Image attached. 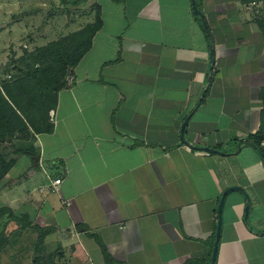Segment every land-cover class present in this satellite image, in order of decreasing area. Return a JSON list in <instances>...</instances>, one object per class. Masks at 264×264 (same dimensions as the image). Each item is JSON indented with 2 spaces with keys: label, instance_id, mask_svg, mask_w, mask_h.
<instances>
[{
  "label": "crops",
  "instance_id": "obj_1",
  "mask_svg": "<svg viewBox=\"0 0 264 264\" xmlns=\"http://www.w3.org/2000/svg\"><path fill=\"white\" fill-rule=\"evenodd\" d=\"M197 1L202 16L192 0H84L69 16L61 0H0V61L99 11L52 130L3 192L60 264H210L218 215L214 264H264V156L247 140L264 124V0Z\"/></svg>",
  "mask_w": 264,
  "mask_h": 264
},
{
  "label": "rangeland",
  "instance_id": "obj_2",
  "mask_svg": "<svg viewBox=\"0 0 264 264\" xmlns=\"http://www.w3.org/2000/svg\"><path fill=\"white\" fill-rule=\"evenodd\" d=\"M31 2L35 3L36 0H31ZM59 3L58 8L60 10H64L62 9L64 6H67V9L70 10L65 11L66 16L70 15L71 10H75L73 8L75 6L70 3L65 4L62 1ZM197 4H199L198 1ZM260 10L264 13V8ZM4 18L1 14L0 23L4 22ZM22 38L24 37L22 36ZM25 38L28 37L25 36ZM0 43L3 44V39H0ZM53 43L55 46L50 47ZM84 44L85 42L83 44L78 43L76 38L65 36L58 40L50 41L45 45H35V47H31V51H25V53L24 49L23 56H1L3 59L0 61V90L2 91L4 86L8 85L12 89V93L19 98L21 106L26 109L27 113L24 117L30 118L31 120L39 121L44 118L46 113L45 109H48L46 114H48V121L50 122L52 112L49 109L53 105V97L50 95L45 97L47 94L39 91L38 86L35 87L34 78L32 76L28 78L27 73L35 69L48 67L53 71L56 70L58 73L57 70L61 67L59 64L75 59ZM20 48L22 47L20 46ZM2 49L1 52L3 51L7 54L9 48L2 47ZM60 70L62 69L60 68ZM61 80L64 85H68L71 81L68 69L61 74ZM22 84L23 86H20ZM32 103H35L36 107H30ZM40 104L44 105L41 109L38 107ZM21 119L20 124L14 121L15 131L12 136H6L4 140L0 141L3 142L6 139V142L9 143V145L5 144L4 147L8 146L9 148L10 146L11 149L19 151H33L34 132L28 127L24 128L22 125L23 118ZM7 156L17 159L20 153L10 151ZM7 156L5 160H7ZM9 170L0 176V210L4 208L3 192L6 189H11L19 177L15 173L7 175ZM18 213L19 210L16 213L12 211L10 214L6 212L0 215V264H60L64 260V255L59 253L61 248L59 244L57 243L55 245L56 238L48 235L50 231L47 228L40 227L36 223L26 220L28 224L25 225L23 215L20 216L21 221L14 220V216L19 217L17 216Z\"/></svg>",
  "mask_w": 264,
  "mask_h": 264
},
{
  "label": "trees",
  "instance_id": "obj_3",
  "mask_svg": "<svg viewBox=\"0 0 264 264\" xmlns=\"http://www.w3.org/2000/svg\"><path fill=\"white\" fill-rule=\"evenodd\" d=\"M63 3H70L72 5H77L80 2L84 0H61ZM195 1V0H194ZM195 4H197L195 2ZM198 5V4H197ZM96 16L95 20L93 23L87 24L84 28L81 30L75 31L71 34L68 35L70 38H76V41L78 43L84 44L83 48L79 51L77 57L75 59H71L69 61H64L59 64L60 68L57 70L58 73L51 68H41V69H35L28 74L29 76H32L34 78V84L35 87L38 86L39 91L44 92L47 94L45 97H48L49 95L53 97V102H54V97H55V92H57L59 89L64 87V83L61 80V74L68 69V73H70V70L76 65L78 60L80 59L81 55L88 49L92 35L100 28L101 26V20L99 16V11L98 8H96ZM57 44V43H56ZM55 44H51L50 47H54ZM68 67V68H67ZM26 74V75H27ZM20 86H23L20 85ZM44 105L40 104L38 107L41 109ZM54 104L50 107L52 108ZM30 107H36V104L32 103ZM50 110V109H49ZM45 112H48V109H45ZM27 113L26 109H24L21 104L19 98H17L14 93H12V89L8 86L5 85L2 91L0 90V139H4L6 136H12V134L15 131V125L14 121H17L20 124V119L23 118V127L24 128H29L32 130L34 133H40V132H50L52 130V123L48 121V114L45 113V117L40 119L39 121L36 120H31L30 118L24 117L25 114ZM22 121V119H21ZM264 123V120H263ZM264 126V124H263ZM263 126L262 130H260L258 133L249 136L247 140H250L262 153L264 156V149L260 146V143L264 139V132H263ZM20 127V126H19ZM5 144H8V142L5 141L1 142L0 141V176L4 175L10 167L16 162V158L14 157H8V153L15 152V153H31L32 151H19V150H14L11 149L9 146H5ZM8 157L7 160H5V157ZM10 214L12 213V210L10 208H2L0 210V215L2 213ZM14 220L16 221H21L20 217H15ZM28 221V220H27ZM26 219L24 220L25 225L28 224Z\"/></svg>",
  "mask_w": 264,
  "mask_h": 264
},
{
  "label": "water",
  "instance_id": "obj_4",
  "mask_svg": "<svg viewBox=\"0 0 264 264\" xmlns=\"http://www.w3.org/2000/svg\"><path fill=\"white\" fill-rule=\"evenodd\" d=\"M192 5H193V10L195 13L197 14H200L202 16V14L200 13V10L197 8L196 4H195V1L192 0ZM210 66H209V72L211 71V68H212V62H213V46L211 44L210 46ZM209 83V78L207 79L206 81V85ZM187 120H185L183 122V127L185 125ZM1 141L4 140V139H0ZM8 140V139H7ZM205 150L207 151H216L215 149H211V148H204ZM33 161H34V164L36 165L38 163V158L36 156H34L33 158ZM228 190H225L221 199H220V202H219V206H218V213H220V208L222 206V202H223V199H224V195L227 193ZM246 211H247V208H246ZM219 218L217 220V228H216V233H215V238H214V242H213V248H212V253H211V260H210V264H214L215 263V259H216V252H217V248H218V241H219V236H220V215H218Z\"/></svg>",
  "mask_w": 264,
  "mask_h": 264
},
{
  "label": "built area",
  "instance_id": "obj_5",
  "mask_svg": "<svg viewBox=\"0 0 264 264\" xmlns=\"http://www.w3.org/2000/svg\"><path fill=\"white\" fill-rule=\"evenodd\" d=\"M8 76H9V75H8ZM261 145L264 146V142H261ZM59 181H60L59 179H56V180H54L53 182H54V184H58Z\"/></svg>",
  "mask_w": 264,
  "mask_h": 264
}]
</instances>
